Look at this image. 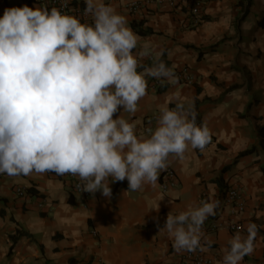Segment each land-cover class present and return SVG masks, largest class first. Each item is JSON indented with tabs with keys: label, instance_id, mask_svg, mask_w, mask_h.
<instances>
[{
	"label": "crops",
	"instance_id": "obj_1",
	"mask_svg": "<svg viewBox=\"0 0 264 264\" xmlns=\"http://www.w3.org/2000/svg\"><path fill=\"white\" fill-rule=\"evenodd\" d=\"M135 1L142 9L131 13L128 6ZM196 1L179 0L171 9L165 0H103L140 37L134 54L145 47L149 51L143 65L156 62L155 49L178 78L184 70L193 78L190 84L179 78L176 85H159L148 77V96L139 111L131 115L121 109L122 117L137 122V134H147L156 127L161 106L194 105L197 125L211 130V145L203 152L189 148L183 160L172 159L155 186L133 192L127 180L110 182L111 198L91 193L87 208L66 175L0 174V264H179L188 252H178L159 229L169 212L178 215L201 201L219 204L203 225L210 249L192 254L222 264L235 235L228 224L241 223L246 237V226L255 223V250L242 264H264V0H250L243 20L239 0H206L202 21L194 26L190 9ZM74 2L85 6L84 0ZM24 5L44 6L0 0V18L5 8ZM252 149L254 154L236 162ZM168 170L175 173L176 186L164 192ZM235 185L243 187L246 205L233 215L225 199ZM20 188L24 197L16 194Z\"/></svg>",
	"mask_w": 264,
	"mask_h": 264
},
{
	"label": "clouds",
	"instance_id": "obj_2",
	"mask_svg": "<svg viewBox=\"0 0 264 264\" xmlns=\"http://www.w3.org/2000/svg\"><path fill=\"white\" fill-rule=\"evenodd\" d=\"M47 6L5 8L0 18V174L72 175L82 192L111 198V183L128 181V191L155 186L172 159L212 143L206 124L197 125L194 105L161 106L156 127L137 134L135 115L148 96V77L176 85L179 78L153 49L134 54L140 37L103 0H84L92 23ZM142 69V70H141ZM120 113V115H117ZM115 117V118H114ZM218 201H201L178 215L169 212L159 232L178 251L206 252L203 225ZM159 211V205L155 209ZM224 249L222 264H242L255 250L259 226L249 223ZM203 240V243H202Z\"/></svg>",
	"mask_w": 264,
	"mask_h": 264
},
{
	"label": "built area",
	"instance_id": "obj_3",
	"mask_svg": "<svg viewBox=\"0 0 264 264\" xmlns=\"http://www.w3.org/2000/svg\"><path fill=\"white\" fill-rule=\"evenodd\" d=\"M35 2H38L41 5L47 6L49 9L52 7L60 8L61 0H34ZM167 5L171 9H175L178 5L179 0H165ZM206 0H197L190 9L191 16L193 18V25L197 26L201 23L203 18V5L205 4ZM85 6L81 3H76L74 0H69L68 7L67 8H61L62 13H66L69 15H74L81 19V22L83 23H92V19L90 16H84ZM128 9L131 13H137L142 9V4L135 1L129 4ZM179 78L190 84L193 80L192 76L184 70ZM157 84L163 85L161 81H159ZM67 178L72 182L73 189L76 195L80 196L84 200V207H88V201L90 200L91 193L82 192L81 188H78L77 185L81 182L77 177H74L72 175H66ZM162 182V190L164 192H167L170 188H174L176 186V179H175V173L172 170H168L163 178ZM16 194L18 196L24 197L26 195V191L22 188L16 190ZM226 204L233 207L232 214L236 215L238 213H242L244 211V207L246 205V197L243 187L240 185H235L230 187L227 190L226 193ZM229 230L236 234L237 231H240L241 234H243L244 229L243 225L239 223L238 221H233L228 224ZM95 234V233H94ZM96 235V234H95ZM179 264H214L212 260L203 257L201 255H193L192 253L188 252L185 259L182 260Z\"/></svg>",
	"mask_w": 264,
	"mask_h": 264
},
{
	"label": "trees",
	"instance_id": "obj_4",
	"mask_svg": "<svg viewBox=\"0 0 264 264\" xmlns=\"http://www.w3.org/2000/svg\"><path fill=\"white\" fill-rule=\"evenodd\" d=\"M239 6L242 7V8H243V11H244V15H243V17H242V19H241V20H243V18H244V17L248 14V12H249V9H250V7H251V2H250V0H239ZM241 20H240V21H241ZM138 32H140V31H138ZM263 131H264V128L262 129V133H263ZM255 151H256L255 149H252V150H250V151H247V152H245V153L240 154V156L237 158L236 162H238L241 158H244V157H246V156H248V155L254 154Z\"/></svg>",
	"mask_w": 264,
	"mask_h": 264
}]
</instances>
